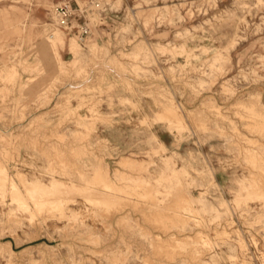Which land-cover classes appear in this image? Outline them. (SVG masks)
I'll return each mask as SVG.
<instances>
[{
	"label": "rangeland",
	"instance_id": "rangeland-1",
	"mask_svg": "<svg viewBox=\"0 0 264 264\" xmlns=\"http://www.w3.org/2000/svg\"><path fill=\"white\" fill-rule=\"evenodd\" d=\"M68 1L0 0V264H264V0Z\"/></svg>",
	"mask_w": 264,
	"mask_h": 264
},
{
	"label": "built area",
	"instance_id": "built-area-1",
	"mask_svg": "<svg viewBox=\"0 0 264 264\" xmlns=\"http://www.w3.org/2000/svg\"><path fill=\"white\" fill-rule=\"evenodd\" d=\"M105 9L101 8L98 0H87L83 4L64 2L56 6L54 18L56 24L68 35L84 40L94 34L100 28H106L108 15H104Z\"/></svg>",
	"mask_w": 264,
	"mask_h": 264
},
{
	"label": "bare ground",
	"instance_id": "bare-ground-1",
	"mask_svg": "<svg viewBox=\"0 0 264 264\" xmlns=\"http://www.w3.org/2000/svg\"><path fill=\"white\" fill-rule=\"evenodd\" d=\"M49 45H50V48H51V50H52V54L54 55V54H56V51H59V50H62V49H64L65 50V48L68 46V50L70 51V52H72V53H74V55H76L77 57H78V55L77 54H79V50H80V45L75 41V40H73V41H71V42H69V43H67L66 41H65V39H64V37L62 36V35H60V34H52V35H50L49 36ZM55 51V52H54ZM57 55V54H56ZM55 56V55H54ZM77 57H75V60L74 61H77ZM57 60H59V59H57ZM64 62V60H61V63H63ZM30 67V66H29ZM21 84V83H20ZM39 90V89H38ZM42 91V90H41ZM33 115V114H32ZM24 116V115H23ZM25 118V117H24ZM24 120V119H23ZM26 123V122H25ZM6 133V132H5ZM19 135V134H18ZM27 137H29V136H27ZM16 138V137H15ZM17 138H18V136H17ZM26 138V137H25ZM27 140H29V139H27ZM31 140V139H30ZM31 142V141H30ZM11 157V156H10ZM10 159V158H9ZM12 161V160H11ZM0 162H1V160H0ZM175 163V162H174ZM2 164V163H1ZM8 165V164H7ZM0 167H1V165H0ZM0 169H2V168H0ZM6 170V169H5ZM6 171H8V170H6ZM2 172V171H1ZM9 172V171H8ZM1 175V174H0ZM4 175H5V173H4ZM8 174H6L5 176H7ZM1 177V176H0ZM2 179H3V177H1ZM6 178H9V177H6ZM11 179V178H10ZM1 180V179H0ZM3 181V180H2ZM1 181V182H2ZM13 181V183H15L14 182V180H12ZM170 182V181H169ZM1 184V183H0ZM5 185V184H4ZM53 185V184H52ZM93 185V184H92ZM260 186V185H259ZM16 187H18V186H16ZM4 188V187H3ZM42 188V187H41ZM5 189V188H4ZM3 189V190H4ZM7 189V188H6ZM92 189V188H91ZM13 190V189H12ZM29 190V192H30V190H31V187L28 189ZM19 191H21V190H19ZM48 191V190H47ZM50 191V190H49ZM94 191V190H93ZM5 192V191H4ZM15 192V194H16V191H14ZM42 193H44V190L43 191H41ZM13 193V192H12ZM17 193H18V190H17ZM22 193V192H21ZM182 193V192H181ZM20 194V193H19ZM30 194V193H29ZM31 195V194H30ZM250 195V194H249ZM12 196V195H11ZM21 196H24L23 194L21 195ZM179 196V195H178ZM14 197V196H13ZM25 197V196H24ZM6 198V197H5ZM15 198V197H14ZM22 198V197H21ZM26 198V197H25ZM20 199V198H19ZM95 199V198H94ZM240 199V198H239ZM261 199V198H260ZM24 200V199H23ZM34 202L35 203H39V198L38 197H35L34 199ZM96 200V199H95ZM257 200V199H256ZM262 200V199H261ZM264 200V199H263ZM25 201H26V199H25ZM27 201H29V200H27ZM33 202V203H34ZM49 202V201H48ZM52 203H54V201H51ZM62 204V203H61ZM28 205H29V203H28ZM30 206V205H29ZM59 206V205H58ZM36 209V208H35ZM31 211V210H30ZM27 212V211H26ZM13 213V212H12ZM30 213V212H29ZM51 213H52V211H51ZM49 214V213H48ZM8 218V217H7ZM15 218V217H14ZM43 220V219H42ZM7 221H8V219H7ZM11 222H13V221H11ZM17 224V223H16ZM216 230V229H215ZM223 231V230H222ZM226 232V231H225ZM227 234V233H226ZM230 234V233H229ZM198 240V239H197ZM115 241V240H114ZM113 243V242H112ZM114 246V245H113ZM109 247V246H108ZM56 248H57V246H56ZM47 249V248H46ZM106 258V257H105Z\"/></svg>",
	"mask_w": 264,
	"mask_h": 264
},
{
	"label": "crops",
	"instance_id": "crops-1",
	"mask_svg": "<svg viewBox=\"0 0 264 264\" xmlns=\"http://www.w3.org/2000/svg\"><path fill=\"white\" fill-rule=\"evenodd\" d=\"M100 30H105V28H100ZM100 30L95 31L94 34H95L96 32H98V31H100ZM172 145H174V144L171 143L170 146H172Z\"/></svg>",
	"mask_w": 264,
	"mask_h": 264
}]
</instances>
